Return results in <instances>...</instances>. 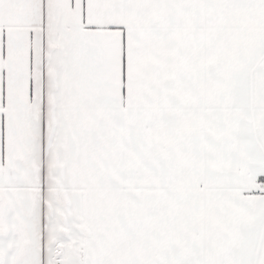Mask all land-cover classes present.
Masks as SVG:
<instances>
[{
    "label": "snow or ice",
    "instance_id": "6c2138e0",
    "mask_svg": "<svg viewBox=\"0 0 264 264\" xmlns=\"http://www.w3.org/2000/svg\"><path fill=\"white\" fill-rule=\"evenodd\" d=\"M0 264H264V0H0Z\"/></svg>",
    "mask_w": 264,
    "mask_h": 264
}]
</instances>
